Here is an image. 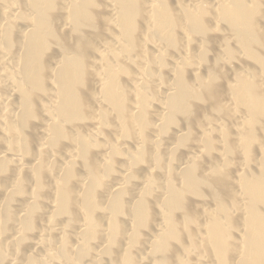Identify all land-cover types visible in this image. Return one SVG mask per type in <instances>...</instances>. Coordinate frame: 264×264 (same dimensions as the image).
<instances>
[{"label":"bare ground","instance_id":"6f19581e","mask_svg":"<svg viewBox=\"0 0 264 264\" xmlns=\"http://www.w3.org/2000/svg\"><path fill=\"white\" fill-rule=\"evenodd\" d=\"M0 264H264V0H0Z\"/></svg>","mask_w":264,"mask_h":264}]
</instances>
